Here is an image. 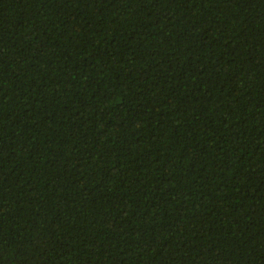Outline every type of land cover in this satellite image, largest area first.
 <instances>
[{
    "label": "trees",
    "instance_id": "1",
    "mask_svg": "<svg viewBox=\"0 0 264 264\" xmlns=\"http://www.w3.org/2000/svg\"><path fill=\"white\" fill-rule=\"evenodd\" d=\"M0 264H264V0H0Z\"/></svg>",
    "mask_w": 264,
    "mask_h": 264
}]
</instances>
